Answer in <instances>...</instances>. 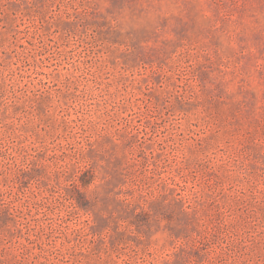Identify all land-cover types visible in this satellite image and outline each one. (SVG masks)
Returning a JSON list of instances; mask_svg holds the SVG:
<instances>
[{"label": "rangeland", "instance_id": "obj_1", "mask_svg": "<svg viewBox=\"0 0 264 264\" xmlns=\"http://www.w3.org/2000/svg\"><path fill=\"white\" fill-rule=\"evenodd\" d=\"M0 264H264V0H0Z\"/></svg>", "mask_w": 264, "mask_h": 264}]
</instances>
